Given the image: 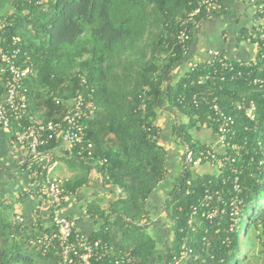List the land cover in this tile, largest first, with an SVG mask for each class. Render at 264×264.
<instances>
[{"label":"trees","instance_id":"1","mask_svg":"<svg viewBox=\"0 0 264 264\" xmlns=\"http://www.w3.org/2000/svg\"><path fill=\"white\" fill-rule=\"evenodd\" d=\"M8 4L14 9L9 15ZM193 4L192 0H48L39 7L24 0H0V19L10 22L1 34L19 38L20 59H28L34 71L24 82L29 114L53 121L61 110L55 100L68 102L82 79L93 88L95 112L86 123L93 157L67 158L77 170L61 187L64 196L74 195L96 172L102 188L113 197L105 209L90 204L101 220L91 238L130 250L132 264H151L156 255L158 240L146 232L154 224L148 203L167 185L169 192L160 203L166 221L158 223L165 228L168 221L172 239L160 251L162 264H170L183 251L188 256L182 264H251L264 251V91L249 86L246 79L221 82L203 63L185 70L190 58L177 46L176 35ZM193 97L197 106L191 104ZM212 98L234 117L231 144L237 150L227 152L235 161L198 175L184 164L182 155L181 169L170 182L158 120L165 115L173 141L181 147L189 144L197 156L204 148L197 134L213 130L206 105ZM243 99L254 102V120L236 110ZM181 115L187 117L184 125L179 124ZM149 126L154 127L157 141L148 137ZM50 148L55 145L40 150ZM205 191L218 192L211 206L224 212L211 223L199 215L205 210L201 207ZM192 207L197 209L195 215ZM16 213L12 203L0 200V264H33L28 254H34L39 264H60L56 249L42 256L27 244L31 237L53 233V227L26 226L17 236L12 224Z\"/></svg>","mask_w":264,"mask_h":264},{"label":"built area","instance_id":"2","mask_svg":"<svg viewBox=\"0 0 264 264\" xmlns=\"http://www.w3.org/2000/svg\"><path fill=\"white\" fill-rule=\"evenodd\" d=\"M24 1L39 7L48 2V0ZM192 1H194V9L176 35L177 46L188 58L189 46L195 30L203 21L225 10L222 0ZM247 2L251 9V23L241 34L240 42L245 46L250 57L241 60L229 57L224 51L210 49L206 52L204 61L188 63L187 70L193 71L203 63L214 69V74H217L221 82L226 81L227 78L246 79L249 86L264 91V0H247ZM190 24L194 25L193 30L188 29ZM9 25L7 18L0 19V129L11 134L17 147V171L31 178V184L25 191L26 196L39 199V205L33 214V227H36L37 223L46 221L49 227L54 229L53 233L29 238L28 246L36 248L42 256L47 255L51 249H56L60 264L134 263L130 250L115 249L101 239H93L76 230L74 220L67 218L62 212L66 197L61 187L63 181L52 175L56 166L54 158L58 157L56 153L66 158L93 157V144L86 139V123L92 119L95 112L93 88L82 79L68 102L55 100V105L61 107V110L53 121H41L29 114L24 82L34 76V71L28 59H20L19 38L7 39L2 36L1 32ZM191 104L197 106L195 97L192 98ZM206 105L211 113L213 130L210 132L213 142L203 144L204 148L197 153V156L189 144L182 145L184 164L192 170L198 169L203 162L218 170L227 163L235 161V158L227 152L228 148L237 150L236 146L231 144L235 134L234 117L221 108L217 98H212ZM235 108L249 120H254L256 107L253 101L243 99ZM45 113V110L41 111V115ZM147 132L151 141L158 140L154 127H147ZM50 143H53L55 148L40 150ZM216 195L218 192L211 194L205 191L201 203V207L205 210L200 212V218L209 223L220 213H224L217 205L211 206V201ZM216 202L220 203V197H216ZM191 209L192 214L195 215L196 207ZM12 224L13 232L17 236H21L28 226L25 217L20 213L14 215ZM262 237L264 238V231ZM187 253V251L181 252L170 264L184 263Z\"/></svg>","mask_w":264,"mask_h":264},{"label":"crops","instance_id":"3","mask_svg":"<svg viewBox=\"0 0 264 264\" xmlns=\"http://www.w3.org/2000/svg\"><path fill=\"white\" fill-rule=\"evenodd\" d=\"M222 3L225 6V10L211 19L203 21L195 30L189 46L190 63L204 61L206 59V52L210 49L224 51L226 55L236 59L245 60L250 57L245 46L240 42L241 32H244L251 23V9L247 0H222ZM187 65L188 63L183 66L185 70ZM169 125V120L166 116H160L158 120L160 142L167 149V177L172 182L180 171L181 164L178 151L180 152L182 149L181 146L174 148L173 144L170 143L172 136L169 132ZM197 138L202 144L213 142L211 132L206 129H202L197 134ZM56 154L58 157L54 158L56 166L53 169L52 175L62 181H67L74 176L72 172L73 167H70V164L66 162L68 160L66 157L61 158L59 153ZM16 162L17 147L11 134L0 129V200L12 203L15 211L25 217L28 227L35 230L39 227L47 228L49 227V223L46 221L45 223H37V226L33 227V214L39 205V199L35 197L30 198L25 195V191L31 184V178L17 171ZM167 186H165L166 189H161V191L154 193L148 203V207L151 210L150 221L153 220L154 223L152 229L156 234H161L165 229L161 227L158 221H166L164 220V215H162L160 203L169 192ZM21 194L23 197L20 198ZM102 196L106 197L108 201L113 197V194L109 193V190L105 191L102 188L96 172L92 171L85 188L74 195L65 197L62 210L63 215L74 220L77 231L93 237L98 231L101 220L97 214L93 215L95 207L90 206V204L95 203L99 205ZM100 208L105 209L106 205H100ZM156 239L158 240L159 237H156ZM159 247L161 245H158L157 242V252L151 264H162L159 260V256L161 255Z\"/></svg>","mask_w":264,"mask_h":264},{"label":"rangeland","instance_id":"4","mask_svg":"<svg viewBox=\"0 0 264 264\" xmlns=\"http://www.w3.org/2000/svg\"><path fill=\"white\" fill-rule=\"evenodd\" d=\"M9 5V4H8ZM7 15L12 14L14 12V9L12 6L9 5V7L7 8ZM187 122V117L184 115H181L179 117V124L184 125ZM174 136V135H173ZM172 136V138H170V143L173 144V147H180V146H175L177 145L176 142H174V137ZM173 139V140H172ZM182 149V147H181ZM178 157H180V164L182 163L181 157H182V150H180V152L178 151ZM181 167V165H180ZM181 169V168H180ZM77 169L73 168L72 172L75 174ZM171 170V169H170ZM215 170V168H212L208 165H201L198 169H191V172L194 174H198V175H204V174H211L213 173ZM56 177V176H55ZM105 191H108L107 188H105ZM100 205H106L107 204V198L102 196L99 202ZM166 216H164L165 219ZM166 220V219H165ZM154 225V224H153ZM152 224L150 225V227L146 230L147 234L151 237H159L158 239V245H161V247H159V250H163V248L165 247L166 243H170L171 239H172V235L170 236L168 233L169 228V224L167 221V224L165 223V225L167 227H165L164 232H162L161 234H156L155 231L152 229ZM163 238V239H162ZM165 238V239H164ZM30 256L31 259H33V264H39L37 257L34 254H28ZM259 257H257L256 262L251 263V264H264V251L261 254L257 255ZM22 264V263H20Z\"/></svg>","mask_w":264,"mask_h":264}]
</instances>
